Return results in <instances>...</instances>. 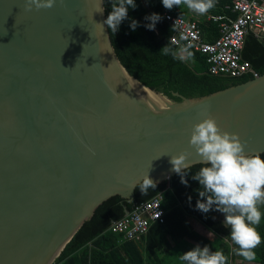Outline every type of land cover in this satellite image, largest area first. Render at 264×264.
I'll return each mask as SVG.
<instances>
[{
  "label": "water",
  "instance_id": "95a60500",
  "mask_svg": "<svg viewBox=\"0 0 264 264\" xmlns=\"http://www.w3.org/2000/svg\"><path fill=\"white\" fill-rule=\"evenodd\" d=\"M97 6L0 0V264H52L104 200L131 202L146 173L169 179L182 151L198 164L189 138L205 115L264 152V73L172 101L126 71Z\"/></svg>",
  "mask_w": 264,
  "mask_h": 264
},
{
  "label": "trees",
  "instance_id": "16d2710c",
  "mask_svg": "<svg viewBox=\"0 0 264 264\" xmlns=\"http://www.w3.org/2000/svg\"><path fill=\"white\" fill-rule=\"evenodd\" d=\"M105 20L111 11V0H102ZM137 7H129L128 18L123 20L116 32L107 28L113 50L126 71L145 86L160 92L172 101H180L176 92L184 97H201L227 87L252 79L246 74L231 77L224 74H211L207 69L205 54L189 45H174L169 37L173 28L163 18L162 12L170 10L176 15L186 17V7L166 9L162 0H135ZM229 0H215V7L207 13H224ZM152 13L160 15L153 29L147 27L151 23L146 17ZM206 15V14H205ZM138 21L135 30L131 21ZM198 24L206 41L218 37L217 23L205 18L199 19ZM170 49L165 55L160 50L164 46ZM186 49V52H181ZM175 52L177 55H173ZM191 53L188 56L187 53ZM184 54V59L179 56ZM241 57L250 62L259 74L264 73V44L249 31L245 35ZM264 157V152L260 153ZM200 163L190 166L184 172L187 184L181 182V176L175 173L169 179L155 182V188L147 191L140 190V183L134 189V198L128 202L120 195H113L100 203L93 215L66 243L59 256L52 264H166L167 254L172 244L193 241L201 247L208 245L210 250H222L228 256V264H234L242 257L235 255L229 229L223 224V219L215 218L220 211L215 207L207 213L196 208L199 197L197 189L199 182L192 179V174L202 167ZM158 194L162 197L164 221L153 223L147 234L139 241L122 240L119 234L111 232L110 223L130 211L134 204L150 199ZM264 213V205H261ZM192 218L208 230L212 238L205 237L195 231L188 222ZM257 230L264 238V215ZM256 264H264V241L255 249ZM166 254V255H165Z\"/></svg>",
  "mask_w": 264,
  "mask_h": 264
},
{
  "label": "clouds",
  "instance_id": "9594fccd",
  "mask_svg": "<svg viewBox=\"0 0 264 264\" xmlns=\"http://www.w3.org/2000/svg\"><path fill=\"white\" fill-rule=\"evenodd\" d=\"M57 0H25V10L31 11L33 7L51 8ZM63 3V0H60ZM166 9L186 7L192 12L204 15L215 7V0H162ZM129 7H137L135 0H111V11L106 20L100 24L112 32H116L123 20L128 18ZM96 11L103 13L104 9L97 6ZM151 23L149 29L155 27V23L161 19L157 13L146 17ZM138 21H131V28L136 29ZM167 55L170 52L166 45L161 50ZM181 49V52H186ZM177 55L175 52L172 53ZM188 56L191 53H187ZM184 59V55L179 56ZM246 141H243L237 132L222 130L216 119L211 115H205L199 122L193 124L189 138V145L195 149L200 157L198 162L203 165L192 174V179L199 182L197 189L199 197L196 208L207 213L215 207L224 214L223 224L230 230V239L236 247L235 255L248 262L257 259L255 249L264 241L257 230L261 223V205H264V157L258 151H245ZM188 153L182 151L178 155H172L170 163L173 171L181 176V182L187 184L184 172L190 169L187 161ZM159 158V157H157ZM156 158V159H157ZM156 183L146 173L140 180V190L147 191L155 188ZM228 256L222 250H210L208 245L183 252L179 260L183 264H228Z\"/></svg>",
  "mask_w": 264,
  "mask_h": 264
},
{
  "label": "built area",
  "instance_id": "2783aa9c",
  "mask_svg": "<svg viewBox=\"0 0 264 264\" xmlns=\"http://www.w3.org/2000/svg\"><path fill=\"white\" fill-rule=\"evenodd\" d=\"M224 13H206L205 19L217 23L218 37L206 41L198 20L176 15L170 10L162 12L163 18L173 28L169 40L174 45H189L206 56L211 74L240 77L246 74L257 78L259 74L249 61L242 59L245 35L252 31L264 44V0H229ZM162 197L158 194L133 205L130 211L113 220L108 229L122 240L139 241L150 226L164 221Z\"/></svg>",
  "mask_w": 264,
  "mask_h": 264
},
{
  "label": "rangeland",
  "instance_id": "374dc122",
  "mask_svg": "<svg viewBox=\"0 0 264 264\" xmlns=\"http://www.w3.org/2000/svg\"><path fill=\"white\" fill-rule=\"evenodd\" d=\"M202 16L203 15H200V17H202ZM214 217L224 220V214L222 212L216 213L214 215ZM188 222H189L190 226H191V224L194 225V223H196L192 218H188ZM196 225L198 226V223H196ZM209 234H210L209 236H212L211 233H209ZM190 242H193V241H188V243H186V241L185 242H179L177 244V246L169 253V256L166 258V264H183V262H181L179 260V256L182 255L183 252H186V251L194 248L195 246H197L194 243H190ZM192 245H194V247ZM234 264H256V263L245 262V261H241V260L237 259L234 262Z\"/></svg>",
  "mask_w": 264,
  "mask_h": 264
},
{
  "label": "crops",
  "instance_id": "0c3cea01",
  "mask_svg": "<svg viewBox=\"0 0 264 264\" xmlns=\"http://www.w3.org/2000/svg\"><path fill=\"white\" fill-rule=\"evenodd\" d=\"M186 17L187 18H194V19H197V20H199V19H202V18H205V14L202 16V17H200V15L199 14H196V13H194V12H192L191 10H188L187 11V15H186ZM194 220V219H193ZM195 221V220H194ZM196 223H198V226L196 225V223H194V225H192L191 224V227L195 230V231H197L198 233H200L201 235H203V236H205V237H208V238H212V236H209L210 234V232L208 231V230H206L199 222H197V221H195ZM206 234H205V233ZM208 233V234H207ZM186 241V243H188V241L187 240H184L183 242H185ZM179 243V242H178ZM177 243V244H178ZM177 244H172V247L169 249V252L168 253H166L165 255L168 257L169 256V253L177 246ZM198 245V244H197ZM193 247H194V245H192ZM245 262H248V261H245ZM254 263V262H253Z\"/></svg>",
  "mask_w": 264,
  "mask_h": 264
},
{
  "label": "bare ground",
  "instance_id": "6f19581e",
  "mask_svg": "<svg viewBox=\"0 0 264 264\" xmlns=\"http://www.w3.org/2000/svg\"><path fill=\"white\" fill-rule=\"evenodd\" d=\"M125 78L127 80L128 85L133 89V91L136 92L138 95L139 94L142 95L141 91H140V87L137 85V83L134 80H132L129 76H127L126 73H125ZM147 94H148L147 95L148 98H150L151 101L163 106V104L161 103L162 101H161L160 96H158V95H156L150 91H147Z\"/></svg>",
  "mask_w": 264,
  "mask_h": 264
}]
</instances>
